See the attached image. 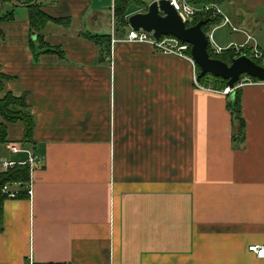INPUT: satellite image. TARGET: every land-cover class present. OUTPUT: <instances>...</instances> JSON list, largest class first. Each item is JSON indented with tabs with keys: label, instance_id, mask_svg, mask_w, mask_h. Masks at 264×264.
Returning a JSON list of instances; mask_svg holds the SVG:
<instances>
[{
	"label": "crops",
	"instance_id": "0c3cea01",
	"mask_svg": "<svg viewBox=\"0 0 264 264\" xmlns=\"http://www.w3.org/2000/svg\"><path fill=\"white\" fill-rule=\"evenodd\" d=\"M18 3L25 12L1 24L0 67L35 126L31 142L19 130L1 145L34 148L42 161L32 196L3 203L0 264H264L249 251L264 246V84L238 90L240 143L236 94L203 87L186 58L123 42L114 0H34L70 18L42 31L63 59L41 54L29 5ZM220 6L243 28L226 50L264 52V0ZM11 155L1 162L26 160Z\"/></svg>",
	"mask_w": 264,
	"mask_h": 264
},
{
	"label": "trees",
	"instance_id": "16d2710c",
	"mask_svg": "<svg viewBox=\"0 0 264 264\" xmlns=\"http://www.w3.org/2000/svg\"><path fill=\"white\" fill-rule=\"evenodd\" d=\"M11 1V0H0V2ZM138 1H141L145 7L144 13L148 11V7L152 0H114V31L117 35H125V31L130 29L128 24V19L131 15L135 14L136 11H132L138 7ZM193 4H209L218 3L221 4L224 0H190ZM34 0H25L24 3L28 4L29 10V20L32 33L36 34V41L41 45L42 52L58 54L60 58H64V52L62 50L55 49L51 47L46 41L42 34L43 29L49 23H54L57 25H69L70 18H53L47 14L43 7L39 4H33ZM13 14H9L5 17H0V24L7 20ZM204 20L206 25L203 26V30L208 32L212 25H217L220 23L218 18H209L208 16H199L197 21ZM116 23V24H115ZM1 34V31H0ZM86 39L89 41L99 44L100 39L109 40L111 35L107 36H96L92 34H86ZM231 49V48H229ZM234 49V48H233ZM229 50H224L221 54H214L213 50L209 48V54L212 58H217L222 56ZM191 53V52H189ZM39 55V54H37ZM232 60V59H231ZM198 72L200 74V69L198 67ZM208 77H212L216 84L220 87L218 89H224L227 85V81L220 78H214L211 75L202 77L199 81L201 84L206 86L211 84ZM10 79L9 76L4 74L0 67V144L7 143L9 141V127L11 125L22 124L24 127L25 137L23 141L31 142L33 129L35 126L34 116L31 113L29 104L27 103L26 96H18L11 91L6 90V83ZM235 100L230 102L228 107L234 116L235 120L238 122L234 132V139L238 142H243L245 137V122L241 116V104L239 100V91H236ZM26 128V129H25ZM30 181V169L28 165H16L6 171H0V232L3 231V203L7 200V195L3 194V188L7 184H22L25 185ZM26 194L20 193L19 196H25Z\"/></svg>",
	"mask_w": 264,
	"mask_h": 264
},
{
	"label": "built area",
	"instance_id": "2783aa9c",
	"mask_svg": "<svg viewBox=\"0 0 264 264\" xmlns=\"http://www.w3.org/2000/svg\"><path fill=\"white\" fill-rule=\"evenodd\" d=\"M160 1L161 0H152L150 4H152L153 2L159 3ZM166 1L170 3V5L178 13L183 23L187 27H193L197 25L200 21H204V20L197 21L199 16H208L209 18L220 19V23L217 25H212L208 32H205L203 30L209 42L208 51H209V48H211L214 54L216 55L221 54L224 50L216 44L214 35H213L214 32L218 30L219 28L226 27V26H231L234 32L238 31V29L232 25L230 18L225 14L222 7L218 3L196 5V4H193L190 0H166ZM112 40H113L112 41L113 43L117 42L115 39H112ZM123 42L149 44L155 50L163 54L176 55V56L186 58L187 60L192 62V64H194V70H196L195 62L193 61L191 54H188V52H191V46L189 44L182 43L176 38L161 37L160 39H155L153 36V33H147L143 30L135 31L134 29L130 28L127 33L126 38L123 39ZM234 47L238 48L237 45ZM241 47L244 48L245 46H241ZM194 75H195V79L197 82L198 80L197 73H194ZM250 79H247V80L241 79V81L238 84H236L233 89L226 86L221 91V93L225 95H231V94L236 93L237 90H239L241 87L245 85L252 84V83L264 84V82L251 81L252 79L251 80ZM197 84L198 86H201L199 82ZM11 151L14 154L26 155V160L23 162H18V163L13 162V161L3 160L1 163L2 165L1 171L9 170L10 168L15 167L16 165H28L30 169V173H31L36 168V166L42 161V157L36 153L34 148H30V147L26 148V147H22L18 145H13L11 146ZM25 185H26V189L22 191H18V190H13V187L22 186V184H13V185L7 184L6 186H4L2 193L6 194L7 198L9 199L17 198L20 195V193H24L26 195L32 196L33 188H32L31 182L29 181ZM249 251L254 253L257 258L264 259V246L252 245L249 247ZM30 264H33V262L30 261Z\"/></svg>",
	"mask_w": 264,
	"mask_h": 264
},
{
	"label": "water",
	"instance_id": "95a60500",
	"mask_svg": "<svg viewBox=\"0 0 264 264\" xmlns=\"http://www.w3.org/2000/svg\"><path fill=\"white\" fill-rule=\"evenodd\" d=\"M129 27L135 31L153 33L155 39L173 37L191 46V56L200 69L199 79L207 75L227 81V87L233 89L243 76L264 82V67L259 66L247 56L232 60L231 64L210 57L209 42L203 31L205 21L193 27H187L178 13L166 0L153 2L146 13L129 17Z\"/></svg>",
	"mask_w": 264,
	"mask_h": 264
},
{
	"label": "rangeland",
	"instance_id": "374dc122",
	"mask_svg": "<svg viewBox=\"0 0 264 264\" xmlns=\"http://www.w3.org/2000/svg\"><path fill=\"white\" fill-rule=\"evenodd\" d=\"M21 1H25V0H21ZM11 2H13V3H11ZM18 2H19V0H11L8 2L0 3V17L8 16L9 13L14 14L16 12L19 15L24 13L25 11H23V10L21 11L20 9H17V7H16V9L14 8V4L18 5L19 4ZM140 2L141 1H138V3H137L138 7H136V9L132 10V11H136L135 14L144 13L145 7ZM1 24H0V31H1L0 35L3 36L4 32L6 33L7 30H5L4 27L2 28ZM238 27L243 29L242 26H237V28ZM235 28H236V26H235ZM104 31H105V33L111 34L113 32V28L111 26H109L108 28H105ZM126 31H125V33H126ZM238 32H239V30L237 32H234L232 30L231 26H226V27H222V28H219L218 30H216L213 35H214V39L217 42V44L224 47V49L226 50V48H227L226 46H228L233 41L234 37H232V36L234 35V33H238ZM32 35H34V33H32ZM241 46L242 45H239V46H237L238 48H236V47H233V45H232L231 49H227L229 51L225 52V54H223L222 56H218L217 58H213V59L221 60V61L227 63L228 65H230L232 60L238 59L242 56H247L248 58L253 60L259 66L264 67V52H260L258 50V53H259V55H258L252 48L248 49V47H246V46L244 48H242ZM188 54H191V53L188 52ZM257 55H258V57H257ZM214 78H216V77H214ZM247 79H250V77H248V76L242 77V80H247ZM208 80H210L211 84H209L207 86L205 84H203V87L211 88L212 90H217V91L222 90V89L216 88V87H220V85L216 84L217 82H215V80L212 77H208ZM257 80L258 79L253 78L251 81H257ZM9 130H11L9 133V136L13 137V139H16V137H18L19 130H21L22 131V135H21L22 140L24 139L25 133H24V127L22 124L11 125L9 127ZM11 154H14V153H12L10 151V144H6L5 146L0 144V170L2 169L1 159L2 158H9L10 156H12Z\"/></svg>",
	"mask_w": 264,
	"mask_h": 264
}]
</instances>
